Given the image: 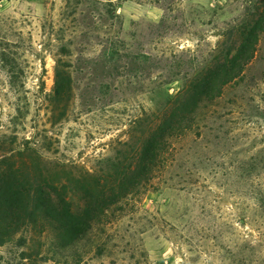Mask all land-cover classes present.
<instances>
[{
    "label": "rangeland",
    "instance_id": "rangeland-1",
    "mask_svg": "<svg viewBox=\"0 0 264 264\" xmlns=\"http://www.w3.org/2000/svg\"><path fill=\"white\" fill-rule=\"evenodd\" d=\"M255 2L0 0V172L40 167L78 209L238 43ZM191 116L145 188L76 240L29 223L0 264H264V32Z\"/></svg>",
    "mask_w": 264,
    "mask_h": 264
},
{
    "label": "trees",
    "instance_id": "trees-1",
    "mask_svg": "<svg viewBox=\"0 0 264 264\" xmlns=\"http://www.w3.org/2000/svg\"><path fill=\"white\" fill-rule=\"evenodd\" d=\"M254 7V8H253ZM238 43L223 52L213 65L192 85L186 96L162 116L156 129L142 141L134 157L112 181H94L82 187L83 205L72 207L67 192L50 174L23 163L0 172V243L9 240L29 223L46 222L55 233L69 240L79 239L93 224L106 217L121 201L145 188L158 164H161L166 140L183 131L191 114L203 100H211L228 81L235 79L256 52L260 33L264 32V0H256L245 19L230 30ZM55 74L54 95L60 100L69 91ZM67 83V81H65ZM190 119V121H188Z\"/></svg>",
    "mask_w": 264,
    "mask_h": 264
}]
</instances>
